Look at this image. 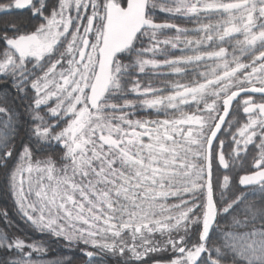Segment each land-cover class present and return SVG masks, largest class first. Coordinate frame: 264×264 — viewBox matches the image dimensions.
<instances>
[{
	"label": "snow or ice",
	"instance_id": "obj_1",
	"mask_svg": "<svg viewBox=\"0 0 264 264\" xmlns=\"http://www.w3.org/2000/svg\"><path fill=\"white\" fill-rule=\"evenodd\" d=\"M0 174L84 264H264V0H0Z\"/></svg>",
	"mask_w": 264,
	"mask_h": 264
},
{
	"label": "trees",
	"instance_id": "obj_2",
	"mask_svg": "<svg viewBox=\"0 0 264 264\" xmlns=\"http://www.w3.org/2000/svg\"><path fill=\"white\" fill-rule=\"evenodd\" d=\"M163 18V17H162ZM0 210H7L8 217L12 222L13 231H16V234L26 236L30 240L40 241L45 240L47 242L48 252L45 256L47 261L55 260H67L71 259L72 264H84L85 257L81 254L83 245L73 244L69 246L62 239L49 238L46 235H42L37 231L31 229L30 225H27L19 217L16 209L13 205V201L9 195L6 194L3 188V176L0 174ZM5 224L4 218L0 217V228H3ZM18 230V231H17ZM87 250H92L91 248ZM112 264H115L113 261ZM151 264V262H149Z\"/></svg>",
	"mask_w": 264,
	"mask_h": 264
}]
</instances>
